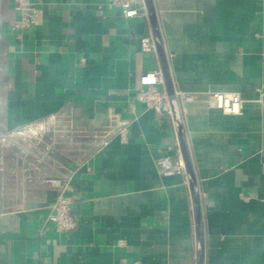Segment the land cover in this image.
Returning a JSON list of instances; mask_svg holds the SVG:
<instances>
[{"label":"crops","instance_id":"0c3cea01","mask_svg":"<svg viewBox=\"0 0 264 264\" xmlns=\"http://www.w3.org/2000/svg\"><path fill=\"white\" fill-rule=\"evenodd\" d=\"M32 1L39 24L18 37L21 11L3 0L0 141L53 114L88 131L119 114L130 133L83 156L59 148L41 171L0 148V264H198L188 175L158 164L182 156L172 113L137 96L141 76L161 70L142 49L148 15L126 18L108 0ZM154 2L176 90L194 96L180 101L204 264H264V0ZM214 91L239 94L240 111L213 106ZM38 175L70 176L72 229L48 219L57 190Z\"/></svg>","mask_w":264,"mask_h":264},{"label":"built area","instance_id":"2783aa9c","mask_svg":"<svg viewBox=\"0 0 264 264\" xmlns=\"http://www.w3.org/2000/svg\"><path fill=\"white\" fill-rule=\"evenodd\" d=\"M14 4L15 8L21 11V19L11 27L16 31L17 36L21 37L23 29L39 24L38 13L32 0H14ZM108 4L111 7H119L122 15L126 18L147 16L144 0H108ZM2 5L3 0H0V24L2 22ZM141 43L143 50L156 52V45L151 32L141 38ZM1 60L2 56L0 55V66ZM140 80L143 86L137 92L139 100L158 113H170V103L164 87L161 70L148 71L141 76ZM178 95L180 100H191L194 98L193 95L185 92H181ZM211 99L213 106L225 112H238L242 106V99L235 92L214 91L211 93ZM31 126L36 127L34 132L35 140L34 142L31 141L33 144L27 147L19 144L24 148L21 150V156L26 162L24 168L26 172H31L32 170L41 171L46 158L59 148L65 151L78 150L80 156H83L91 149H99L108 145L114 138L127 142L130 133L128 121L124 120L119 114H112L109 123L93 131L77 127L72 114H53L41 122L30 124L17 133L3 136L1 141L13 138L18 134H25L26 131H32L30 130ZM37 129L40 130L37 131ZM47 133L49 135L47 137L48 141L45 138ZM26 142L24 140L22 143L25 144ZM177 147L179 148V145ZM169 149L172 150L173 146H169ZM158 164L163 174L186 173V166L181 155L174 159L170 153L163 154L159 157ZM33 177L32 173L27 174V180H32ZM36 177L57 190V198L52 204L48 219L54 222L55 229L59 232L72 229L76 222L71 211L73 199L69 194L72 187L70 176L38 175ZM120 244L123 245L126 242L121 240ZM126 264H142V262L134 260Z\"/></svg>","mask_w":264,"mask_h":264},{"label":"water","instance_id":"95a60500","mask_svg":"<svg viewBox=\"0 0 264 264\" xmlns=\"http://www.w3.org/2000/svg\"><path fill=\"white\" fill-rule=\"evenodd\" d=\"M147 15L149 17L153 38L156 45V52L158 54L160 68L163 76L164 87L168 95L171 113L176 126L180 150L186 166V173L188 175L192 198L194 203V213L197 231V249H198V264H204V228L202 222L201 197L198 189L197 179L190 156L185 129L181 113V101L176 90L174 80L170 70V63L166 52L165 42L159 22L158 12L154 0H144Z\"/></svg>","mask_w":264,"mask_h":264},{"label":"rangeland","instance_id":"374dc122","mask_svg":"<svg viewBox=\"0 0 264 264\" xmlns=\"http://www.w3.org/2000/svg\"><path fill=\"white\" fill-rule=\"evenodd\" d=\"M30 130H32V131H26L25 134H18L16 136H14L13 138H9V139L0 141V148H1V150L2 149H5L6 150V149L12 147L13 150H14L13 152L18 153L19 155H21L22 154L21 153V150L24 149V148L21 147V145H19V144H22L23 146L27 147V146H31V144H33V142L35 140V133L34 132L36 131V127L35 126L34 127L32 126ZM39 130L40 129H37V131H39ZM48 136L49 135L47 133V135L45 137L47 139L46 141H48V138H47ZM24 140L27 141L25 144L22 143ZM31 141H33V142H31ZM39 147H41V146H39ZM0 153H1V151H0Z\"/></svg>","mask_w":264,"mask_h":264},{"label":"bare ground","instance_id":"6f19581e","mask_svg":"<svg viewBox=\"0 0 264 264\" xmlns=\"http://www.w3.org/2000/svg\"><path fill=\"white\" fill-rule=\"evenodd\" d=\"M32 127V126H31ZM31 127H30V129H31Z\"/></svg>","mask_w":264,"mask_h":264}]
</instances>
